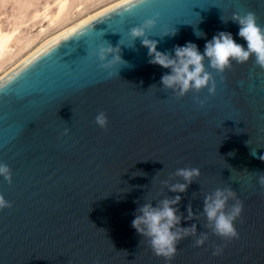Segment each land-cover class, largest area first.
I'll use <instances>...</instances> for the list:
<instances>
[{
	"label": "water",
	"instance_id": "obj_1",
	"mask_svg": "<svg viewBox=\"0 0 264 264\" xmlns=\"http://www.w3.org/2000/svg\"><path fill=\"white\" fill-rule=\"evenodd\" d=\"M248 11L264 27V0H124L51 38L0 78V162L12 170L11 183L0 177V193L12 202L0 210V264H264V187L257 182L264 172V68L255 56L223 73L209 69L214 96L205 88L177 98L161 89L169 69L148 62L139 38L134 48L121 46L130 66L120 76L108 77L88 55L100 42L96 31L105 29L115 46L157 15L150 38L160 51L192 42L203 52L218 31L246 47L229 19ZM183 23H199L206 36ZM173 25L177 35L161 39ZM197 95L207 98L203 107ZM99 111L108 116L106 128L95 123ZM182 167L199 168L200 176L174 193L161 181ZM175 182L184 181L172 176ZM228 186L244 205L239 236L230 240L204 228L199 215L205 195ZM176 195L179 213L187 216L191 205L197 214L180 226L195 223L208 239L200 247L196 237L181 240L169 262L132 220L148 200L155 206Z\"/></svg>",
	"mask_w": 264,
	"mask_h": 264
},
{
	"label": "clouds",
	"instance_id": "obj_2",
	"mask_svg": "<svg viewBox=\"0 0 264 264\" xmlns=\"http://www.w3.org/2000/svg\"><path fill=\"white\" fill-rule=\"evenodd\" d=\"M126 2L139 5L143 0H126ZM158 20V15L143 20L128 30L127 38L121 33L122 37L115 46L104 39L105 29L96 31V38L100 42L94 43L88 55L98 60L99 67L106 70L108 77L120 76L121 69L130 66L122 57L121 46L134 48L135 42L139 38L142 46L148 50V62L169 69L160 78L161 89L165 92L170 90L177 98L184 97L190 91L199 93L205 88H207L209 96H214L217 85L213 71L209 69L223 73L230 69L234 62L245 63L252 56H255L256 65L264 68V27L257 23L255 12L234 13L229 19L239 25L238 35L246 41V47L237 43L231 32L218 31L210 40H207L203 52L192 42H187L183 46L176 45L169 51L158 50L159 41L150 38V33L157 26ZM221 20L224 23L229 21L225 20L223 16H221ZM199 23L195 26L190 23L183 24L191 25L193 34L197 38H202L206 36V33L199 29ZM177 33L178 28L173 25L163 30L161 39L166 36L174 37ZM193 99L200 107H203L207 102V98L201 99L198 95ZM95 123L100 128H106L108 125L107 114L104 111L97 112ZM69 131L66 128L64 134L67 135ZM251 154L256 156L257 152L251 151ZM259 158L264 160V155ZM260 173L257 182L261 187H264V172ZM172 176L181 177L184 182L169 183ZM199 176V168H177L169 179L162 180L161 184L166 185L174 193H183ZM0 177L11 183L12 170L7 163L0 162ZM180 200V195L165 197L157 200L155 206H153L152 200H148L136 210L135 218L132 220V227L146 239L152 252L169 262L174 259L181 240L196 237L194 246L200 247L208 239V233L205 231L199 232L197 235L195 223L189 227L180 226L182 219L192 220L197 215L193 212L191 205L187 208V216L179 213L177 206ZM230 200L235 202L229 207ZM10 207H12V202L7 200L3 193H0V210ZM243 207V202L238 198L237 192L230 186L217 187L205 195L203 211L199 215L206 218L204 228L210 229L213 234L221 238L230 240L239 236L235 222L241 217ZM221 252L222 249L218 247L213 251V255H219Z\"/></svg>",
	"mask_w": 264,
	"mask_h": 264
},
{
	"label": "rangeland",
	"instance_id": "obj_3",
	"mask_svg": "<svg viewBox=\"0 0 264 264\" xmlns=\"http://www.w3.org/2000/svg\"><path fill=\"white\" fill-rule=\"evenodd\" d=\"M60 0H0V26L4 30H16L15 40L12 42L7 54L0 58V62L13 55L32 37L37 36L43 27L50 29V33L70 25L98 8L115 0H104L102 3L93 6V3L100 0H70L69 6L64 13L63 21L70 17L68 22L53 28L49 25L51 16L57 10ZM83 3L84 6H91L84 14H79L76 6ZM3 59V60H2Z\"/></svg>",
	"mask_w": 264,
	"mask_h": 264
},
{
	"label": "bare ground",
	"instance_id": "obj_4",
	"mask_svg": "<svg viewBox=\"0 0 264 264\" xmlns=\"http://www.w3.org/2000/svg\"><path fill=\"white\" fill-rule=\"evenodd\" d=\"M69 1L70 0L59 1L56 12L54 13L53 16H51L49 20V25L52 27V29L57 28L61 24H65V22H68L69 19L72 18L70 15L69 18L59 22L69 6ZM103 1L104 0H100L93 3L92 7L102 3ZM122 1L124 0L112 1L93 12L84 15L82 18L78 19L74 23L64 26L63 28L57 30L54 33H50V29H48L47 27H43L37 36L32 37V39H30L21 48H19L16 53L5 58L4 60L2 59L3 61L0 62V78L6 75L9 71H11L14 67H16L21 61H23L26 57H28L31 53H33L36 49H38L41 45L46 43L51 38L80 24L81 22L89 19L90 17L96 15L97 13L106 10L111 6L120 3ZM89 7L91 6H84L83 3H81L76 6V9L79 14H84L89 9ZM15 32L16 30H4L0 26V58L4 57L7 54L8 49L10 48L12 42L15 40L14 38Z\"/></svg>",
	"mask_w": 264,
	"mask_h": 264
},
{
	"label": "snow or ice",
	"instance_id": "obj_5",
	"mask_svg": "<svg viewBox=\"0 0 264 264\" xmlns=\"http://www.w3.org/2000/svg\"><path fill=\"white\" fill-rule=\"evenodd\" d=\"M82 26H83V25H81V27H82ZM72 31L74 32V31H76V29H73Z\"/></svg>",
	"mask_w": 264,
	"mask_h": 264
}]
</instances>
